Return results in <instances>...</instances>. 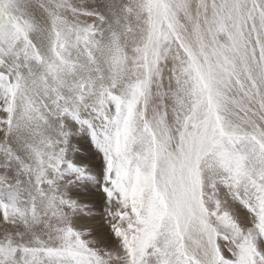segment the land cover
Masks as SVG:
<instances>
[{
    "label": "snow or ice",
    "instance_id": "snow-or-ice-1",
    "mask_svg": "<svg viewBox=\"0 0 264 264\" xmlns=\"http://www.w3.org/2000/svg\"><path fill=\"white\" fill-rule=\"evenodd\" d=\"M0 264H264V0H0Z\"/></svg>",
    "mask_w": 264,
    "mask_h": 264
}]
</instances>
